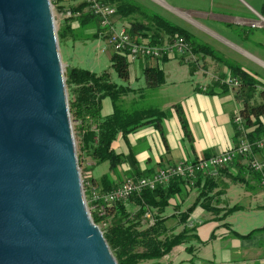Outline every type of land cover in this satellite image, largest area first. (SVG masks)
<instances>
[{"label": "water", "instance_id": "95a60500", "mask_svg": "<svg viewBox=\"0 0 264 264\" xmlns=\"http://www.w3.org/2000/svg\"><path fill=\"white\" fill-rule=\"evenodd\" d=\"M82 180L51 0H0V264H118Z\"/></svg>", "mask_w": 264, "mask_h": 264}, {"label": "crops", "instance_id": "0c3cea01", "mask_svg": "<svg viewBox=\"0 0 264 264\" xmlns=\"http://www.w3.org/2000/svg\"><path fill=\"white\" fill-rule=\"evenodd\" d=\"M73 2L74 0H63L62 6L66 9L78 6L71 5ZM239 2L243 14L247 17L213 15V19L221 20L231 26L233 43H229L235 47L231 53L237 58L244 59L245 63H240L238 60L231 61L254 74L264 85V75L256 69L258 67L264 71V26L256 28L251 26L252 23L259 22L260 17L264 20V2L255 3L256 9L242 0ZM115 20L116 25L125 24V20L120 17H116ZM233 27L237 28L234 30ZM244 48L248 52L243 50ZM140 62L143 76L147 65H158L157 61ZM166 63L162 65L165 76L164 86L189 81L188 74L183 69L184 65H179L180 68L174 66L168 68L169 64ZM219 65L222 67L220 70L222 75L227 79V68ZM176 70H182L178 80L175 76ZM130 76V80L133 81L131 73ZM144 80V87L138 90L132 88V92L135 93L134 99L124 97L125 105L129 109L153 107L159 112L166 143L155 124L146 125L127 136L119 135L116 139L113 148L126 161L115 170L109 166L108 173L95 176L97 168L107 162L96 165L91 158L84 157L83 168L87 170L86 177L93 178L95 187L100 191H109L121 185L127 178L136 177L137 174L151 176L170 166L193 163L203 158L224 154L239 144V136L233 120L240 114L242 104L236 99L234 90L231 89L229 92L220 90L221 88L215 85L217 81H212L207 86L188 85V88H179L175 93H171L164 86L151 89L145 76ZM204 88L212 93H208ZM148 99H152L154 106L141 105ZM178 106L183 109L190 138L179 120L176 110ZM113 112L112 100L104 99L102 117H108ZM261 121L264 125V118ZM255 159L264 161V152L257 153ZM133 161L136 168L132 165ZM223 170L220 173L216 171L210 174L218 185L212 195L213 206L221 211L220 217L199 206L190 211L200 195L206 178L197 187L183 186L181 192L171 200L169 207L173 206L175 212L167 216H165L166 211L164 213V217L168 218L165 225L167 234L179 235L185 229L189 233L186 243L174 248L163 259L162 264H264V186L259 176L249 170L246 159H239ZM104 176L110 177V185L102 181ZM235 193L244 196L240 200L231 199L230 196ZM130 208L135 210L133 207ZM233 208L235 209L225 220L221 219L223 213ZM187 213H189L188 221L182 224L180 218Z\"/></svg>", "mask_w": 264, "mask_h": 264}, {"label": "trees", "instance_id": "16d2710c", "mask_svg": "<svg viewBox=\"0 0 264 264\" xmlns=\"http://www.w3.org/2000/svg\"><path fill=\"white\" fill-rule=\"evenodd\" d=\"M104 1L116 9L117 17L125 20L124 25L128 27L131 36L138 42L146 41L153 45H163L173 42L175 39L184 38L190 43L194 54L201 56L204 63H206V57H211L215 62L226 67L228 78L240 82V86L233 90L236 99L242 104L240 115L249 130L250 140L264 136V125L261 121L264 118V85L256 79L254 74L233 63L230 57H226L224 53L204 42L191 31L176 25L139 3L132 0ZM62 3L63 0H57L56 5H54L56 11L60 12L64 19L61 23L62 27L58 29L60 44L67 43L68 36L75 32L74 24H79L83 30L95 25L98 31L92 35L102 36L98 19L87 10V0L76 7L67 9L62 6ZM69 12L72 13V16L66 17ZM170 60H180L189 66L196 63L179 58H164L157 61L158 65L156 66L147 65L144 76L149 88L156 89L164 86L165 76L162 65ZM111 62L119 77L129 81L131 63L128 58L113 53ZM205 67L206 64L203 68ZM220 76V80L226 78L224 75ZM65 77L71 118L73 122H76L78 130L76 135L78 159L84 180L90 181L96 186L93 178L86 177L87 170L83 168L84 157L91 158L96 165L108 162L112 170L126 161L113 148V144L119 135L127 136L146 125L155 124L166 143L162 133L159 112L153 107H135L132 109L126 107L124 97L132 93L131 87L118 86L113 83L108 72L96 74L87 70L68 67ZM220 83V81L215 82V85L221 88L220 90L228 92L231 90L229 86L220 85ZM208 93H212V91ZM106 98L112 100L114 112L108 117H102V101ZM176 110L186 134L190 138L183 109L178 106ZM132 165H135V161ZM134 168L136 167L134 166ZM222 171L224 170H219L218 173ZM256 174L261 180V175ZM139 177L144 176L137 174L134 178ZM109 178V176H104L102 181L108 182L110 185ZM205 178L206 181H204ZM203 181L204 185L200 195L190 211L199 206L220 217L221 211L213 206L214 196L212 192L218 185L212 175L206 177L200 175L194 185L185 180H175L168 187L134 196L127 204L107 206L106 215L103 218L98 217V214H93L92 219L96 225L101 226L102 221L106 224V227H101V229L118 264H141L154 260L156 261L154 264H162L161 259L168 256L174 248L185 244L189 233L187 229L179 235H168V230L165 227L168 218L164 217V213L170 206L171 200L181 192L183 186L197 187ZM130 207L135 210H131ZM234 209L223 213L221 219L225 220ZM189 213L184 217L181 216L182 224L188 221Z\"/></svg>", "mask_w": 264, "mask_h": 264}, {"label": "rangeland", "instance_id": "374dc122", "mask_svg": "<svg viewBox=\"0 0 264 264\" xmlns=\"http://www.w3.org/2000/svg\"><path fill=\"white\" fill-rule=\"evenodd\" d=\"M132 1L143 5L144 7L152 10L154 13H157L165 19L175 23L176 25H180L181 27L191 31L204 42H207L219 51H223L224 55H226V57H230L231 60H238L240 63H245L244 59L237 58L234 53H231L232 49H235V47L231 45V43H233L231 41V27L228 26L226 22L213 19V15H225L228 17H247V15L243 14V10H241L238 4L240 3L239 0H160L162 4H157L152 0ZM242 1L248 3L254 9H256L255 3L259 4L264 2V0ZM82 2L83 0H74L71 5H79ZM168 8L171 10H169ZM172 10L179 12L181 14V17L175 15V13H173L174 11L172 12ZM201 13H206L209 15H202ZM54 15L57 29H59L60 27H62L61 23L64 20L63 16L60 12L56 11L55 7ZM252 18L253 17H251V19ZM117 26L120 27L121 25L117 24ZM235 28L237 27H233L234 30ZM74 31L75 32L68 36L69 40L67 43L64 42L60 44L59 42L60 54L62 57L65 74L69 66L71 68L83 69L96 74L108 72L110 74L111 81L118 86H129L135 90H138L145 86L144 76L140 69L141 62L131 64L130 73L134 79L133 81H126L119 77L116 70L112 67L111 58L114 51L110 47L108 40L104 36L96 37L92 35V33L98 31L96 30L95 25H91L89 26V28L83 30V27H81L79 24H74ZM243 50L248 52L245 48ZM196 58L198 62H196L193 66L184 64L180 60H170L166 63V65L169 64L168 68L173 66L180 68L181 66L179 65H184L183 69H185V71L187 72V77L189 79V81L186 83H182L181 81V83L177 85H173L171 83L167 84V86L164 87L168 92L175 93L179 88H188V85L191 87H195L197 85L207 86L211 84L212 81H217V78L221 79L220 75H222V72L220 70L222 69V67L217 62H215L211 57L205 58L206 63H204V60L201 58V56L196 55ZM204 64H206L205 68H203ZM256 69L259 73L264 75V71L262 69L258 67ZM181 75L182 70H176V80H178ZM136 78L139 79L135 80ZM134 98L135 93L132 92L128 95V99ZM141 105H145L147 107L150 105L154 106V102L152 101V99H148L143 101ZM73 127L76 138L78 131L76 122H73ZM107 163L102 164L97 168L95 176L109 172L110 164ZM243 196L244 195L242 194L238 195L237 193H235L230 197L231 199L233 198L240 200V198ZM174 212L175 209L173 206H171L166 210L165 216L173 214ZM160 262L163 263V259H161ZM154 263H156L155 260L146 261L141 264Z\"/></svg>", "mask_w": 264, "mask_h": 264}, {"label": "built area", "instance_id": "2783aa9c", "mask_svg": "<svg viewBox=\"0 0 264 264\" xmlns=\"http://www.w3.org/2000/svg\"><path fill=\"white\" fill-rule=\"evenodd\" d=\"M152 1L162 4L160 0ZM51 3L54 7L57 0H51ZM87 3V10L98 19L101 35L108 40L114 53L126 56L131 64L143 60L160 61L164 58H179L197 62L190 43L184 38H178L163 45H153L146 41L138 42L131 36L128 27L116 25L117 11L113 6L108 5L104 0H87ZM173 13L181 17L179 12L174 11ZM66 16L71 17L72 13L69 12ZM263 25L262 17H260L259 22L251 24L253 28ZM217 81H220L222 85L229 86L232 90L240 86V82L236 79L220 80L217 78ZM204 90L207 91L208 89L204 88ZM233 123L239 136V144L224 154L203 158L193 163H180L170 166L151 176L127 178L121 185L109 191H100L90 181L83 179V190L89 213L91 216L98 214V217L103 218L106 215L107 206L127 204L134 196L168 187L175 180H185L194 185L200 175L207 176L213 172L226 169L239 159H246L250 170L261 175V183L264 186V161L255 159L257 153L264 152V136L250 140L249 130L240 114L234 118ZM99 227H106L104 221Z\"/></svg>", "mask_w": 264, "mask_h": 264}, {"label": "bare ground", "instance_id": "6f19581e", "mask_svg": "<svg viewBox=\"0 0 264 264\" xmlns=\"http://www.w3.org/2000/svg\"><path fill=\"white\" fill-rule=\"evenodd\" d=\"M162 3V2H161Z\"/></svg>", "mask_w": 264, "mask_h": 264}]
</instances>
